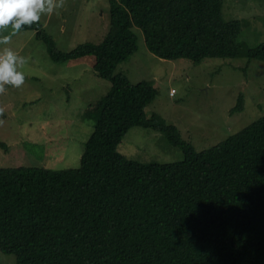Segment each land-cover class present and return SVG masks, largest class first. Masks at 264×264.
I'll use <instances>...</instances> for the list:
<instances>
[{"label": "trees", "instance_id": "obj_1", "mask_svg": "<svg viewBox=\"0 0 264 264\" xmlns=\"http://www.w3.org/2000/svg\"><path fill=\"white\" fill-rule=\"evenodd\" d=\"M224 0H109L99 44L63 53L39 22L22 26L54 63L92 58L107 94L82 112L93 130L75 169L0 168V252L15 264H264V117L196 151L177 128L145 108L156 91L117 66L137 51L136 27L162 60L240 57L241 23ZM264 61V42L248 49ZM243 110L238 98L232 112ZM133 127L162 133L182 152L174 163L141 164L117 151Z\"/></svg>", "mask_w": 264, "mask_h": 264}, {"label": "rangeland", "instance_id": "obj_2", "mask_svg": "<svg viewBox=\"0 0 264 264\" xmlns=\"http://www.w3.org/2000/svg\"><path fill=\"white\" fill-rule=\"evenodd\" d=\"M55 3L40 23L58 51L102 42L110 27L109 0ZM221 11L224 20L241 23L239 58L198 64L162 60L148 51L142 31L133 27L137 51L114 71L131 84L150 83L156 96L145 108L146 116L157 114L175 126L196 151L208 150L264 117V61L241 57L264 42V0H224ZM0 47L24 58L18 70L25 74L23 85H6L0 93V168H78L93 130L82 112L107 94L110 83L95 74L90 57L74 65L54 63L32 30L11 34ZM240 96L243 110L232 112ZM117 151L141 164L182 160V152L162 133L141 127L131 128ZM0 264H15V258L0 252Z\"/></svg>", "mask_w": 264, "mask_h": 264}, {"label": "clouds", "instance_id": "obj_3", "mask_svg": "<svg viewBox=\"0 0 264 264\" xmlns=\"http://www.w3.org/2000/svg\"><path fill=\"white\" fill-rule=\"evenodd\" d=\"M57 6L55 0H0V45H7L11 34L39 22ZM23 63L24 58L12 49L0 47V93L6 91V85L18 88L24 84L25 74L18 70Z\"/></svg>", "mask_w": 264, "mask_h": 264}, {"label": "built area", "instance_id": "obj_4", "mask_svg": "<svg viewBox=\"0 0 264 264\" xmlns=\"http://www.w3.org/2000/svg\"><path fill=\"white\" fill-rule=\"evenodd\" d=\"M170 94H173V91H171V93Z\"/></svg>", "mask_w": 264, "mask_h": 264}]
</instances>
